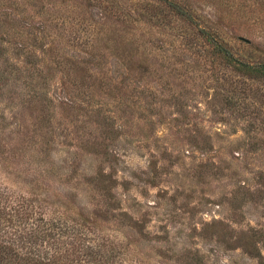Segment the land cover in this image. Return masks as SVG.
Returning a JSON list of instances; mask_svg holds the SVG:
<instances>
[{
  "label": "rangeland",
  "instance_id": "1",
  "mask_svg": "<svg viewBox=\"0 0 264 264\" xmlns=\"http://www.w3.org/2000/svg\"><path fill=\"white\" fill-rule=\"evenodd\" d=\"M179 1L264 61V0ZM203 43L154 1L0 0V183L117 264H261L264 81Z\"/></svg>",
  "mask_w": 264,
  "mask_h": 264
},
{
  "label": "trees",
  "instance_id": "2",
  "mask_svg": "<svg viewBox=\"0 0 264 264\" xmlns=\"http://www.w3.org/2000/svg\"><path fill=\"white\" fill-rule=\"evenodd\" d=\"M149 1H154L171 17L193 28L204 41L214 63H221L252 83L264 81V61L250 62L236 56L222 38L201 27L192 10L183 2ZM153 15L162 19L161 12ZM225 99L233 110L243 105V98L234 96L233 91L228 92ZM39 202L35 195L18 194L0 183V264H117L115 249L94 242L96 238L90 234L96 233L92 227L89 231L84 229L87 223L68 222L63 220V214L57 220L51 219L41 211ZM194 264L206 263L199 258ZM261 264H264V258Z\"/></svg>",
  "mask_w": 264,
  "mask_h": 264
}]
</instances>
